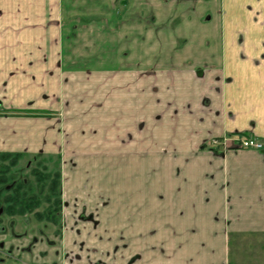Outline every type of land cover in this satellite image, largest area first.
I'll return each instance as SVG.
<instances>
[{"label":"crops","instance_id":"obj_1","mask_svg":"<svg viewBox=\"0 0 264 264\" xmlns=\"http://www.w3.org/2000/svg\"><path fill=\"white\" fill-rule=\"evenodd\" d=\"M162 9L184 20L146 70ZM235 134L264 142V0H0V153L60 172L67 202L61 247L19 233L3 264H264V148L213 143Z\"/></svg>","mask_w":264,"mask_h":264},{"label":"rangeland","instance_id":"obj_2","mask_svg":"<svg viewBox=\"0 0 264 264\" xmlns=\"http://www.w3.org/2000/svg\"><path fill=\"white\" fill-rule=\"evenodd\" d=\"M176 1L185 2V1H188V0H176ZM172 12L175 13L176 11L173 10ZM190 12H192V10L188 11V13H189L188 15H190ZM158 13H161V15H159L155 11H153V13H151V14H154L153 17H152V15H149V16H147L148 18H145L146 19L145 20V24H147V22H150L151 20H154V19H155V21L157 23V25L156 24L155 25H151V26H147L146 25L145 33H144V36H143V38H144V44L142 46L143 49L138 53L140 59L143 60V63L145 65V67H146V70H148L149 68H151L155 64L158 65L159 61L162 62L160 64H166L167 61H168V58H165L164 55L168 54V49L167 48H170V47L168 46V42H166L165 39H163V35H162L163 33H160V30H163L164 28H167L168 31H169V29L170 30H172V29L175 30L178 27V25H181L183 23V20H184L183 18H175L174 20H173V18H169L168 17V15H169V10L168 9H162L161 11H158ZM191 14L192 15L190 17L192 18L193 17V13H191ZM198 18L203 19V17H201V16H198ZM158 24H160V26H158ZM134 31H135V29H134ZM199 32H200V29H198L196 26H194L193 27L192 36L198 34ZM209 32L210 31H208V33ZM130 33H131V31H130ZM170 34H171V32H170ZM133 35L137 36L138 34L136 32ZM180 44L181 45H178L179 48H181V46L183 45V42H181ZM126 45L127 44H125V43H123L120 46L118 44L119 49L122 51L123 54H124L123 50H125ZM128 45H129V53H131L129 55V57H130L129 60H130V62H132L134 60V58L136 57L137 53L136 52L133 53V49H132L133 45L132 44H128ZM172 46H173L172 48H174V46H176V44L173 43ZM156 62H158V63H156ZM149 75L151 76L152 74L146 73V77L149 76ZM146 167H148V164H146ZM45 169L46 168H44V165H40V166L34 167L33 165H27V163H24V164H21L20 166H18L16 168H14L13 171H14L15 179L20 180V181L21 180L22 181H30L34 185V187H36L37 179H36V176L34 175V170H36V171L38 170V171H40L41 173L44 174L47 171H49V170H45ZM49 172L55 173L57 171L50 169ZM146 173H148L150 176H152V172L150 170L148 171L146 169ZM61 181H62V178H61ZM121 182H123V181H112V188H111V186L108 187L109 195H111L112 197H116L118 195V191H117L116 188L118 186H121ZM62 187L63 186H61V191H64L62 189ZM65 189H66L65 192L68 194L69 193L67 191L68 188L66 187ZM62 194L64 195V193H62ZM63 197H65V196H63ZM65 200H66V197L64 198V201ZM118 204L119 203H115L113 209H117L116 205H118ZM66 205H67V202L65 201L64 202V208H66ZM46 207H47V204L43 203L39 210L43 211L44 209H46ZM5 216L6 215H4V217ZM25 220H31L32 222L31 223H25ZM21 221L25 223V224L21 223L22 226L23 225L26 226V228H24L25 230H21V229L13 230V231H15L17 233H9L10 235H9V237L7 239L4 240V238H2V242L3 243L7 244L8 241L13 240V237H15V235H19V233H21L22 236L24 235L25 237L19 238V240L22 241L23 238H25V240L27 242H30V243L33 242V243H31V246H32V244L34 245V244L37 243V246L35 247L36 248V252L37 253H41L42 252L41 257H44V255H46V252L44 254V252L42 250V247H44V244H45L46 240H47V242L50 243V241H52L54 239L53 240L54 244H51V246H53L54 248L56 246L57 247H61L60 246V243H62V241H61V239H62L61 238L62 237L61 227H53V225L50 222H48L49 224H45V223L41 224V223H39L40 221H38L36 218H34V216H31V217L28 216L27 218H21ZM42 225H44V227H42ZM9 230L10 229L7 227V230H6L7 233L11 232ZM37 239H39L40 242H38V241L36 242ZM49 239H51V240L49 241ZM262 240H264V239L259 240V242H262ZM9 249L11 250V248H9ZM120 249H121L120 243L117 242L116 243V249L114 248L112 250H108L109 251V255H112L113 257H120L119 256L120 252H121ZM90 250H87V251L91 253L92 250L91 251ZM263 250L258 249L255 252H259L260 253ZM108 251H106V252H108ZM58 252H61V251L59 250ZM79 252H80L79 250L76 251L75 255L77 253H78L77 255H79L80 254ZM92 253H94V252H92ZM116 253H117V256H116ZM67 254H69V253L66 251L65 257L68 256ZM86 254H87L86 251H84V254L82 253L83 256L86 255ZM86 257L88 258L89 256L86 255L85 258ZM2 259L7 260V256L3 255L2 253H0V264H3L2 263ZM17 260H20V262H23L21 260V258H19ZM17 260H8L6 262V264H17V263H19ZM19 264H23V263H19Z\"/></svg>","mask_w":264,"mask_h":264},{"label":"trees","instance_id":"obj_3","mask_svg":"<svg viewBox=\"0 0 264 264\" xmlns=\"http://www.w3.org/2000/svg\"><path fill=\"white\" fill-rule=\"evenodd\" d=\"M22 157L21 154L0 153V212L21 216L34 213L38 220L61 225L63 199L60 172L47 171L43 174L34 170L37 179L34 187L30 181L15 179L13 169ZM43 203L47 207L39 211Z\"/></svg>","mask_w":264,"mask_h":264},{"label":"built area","instance_id":"obj_4","mask_svg":"<svg viewBox=\"0 0 264 264\" xmlns=\"http://www.w3.org/2000/svg\"><path fill=\"white\" fill-rule=\"evenodd\" d=\"M214 145H223L224 147H234L240 149L261 150L264 148V142L258 138L251 136L245 137L240 134L225 135L221 139L213 141Z\"/></svg>","mask_w":264,"mask_h":264},{"label":"flooded vegetation","instance_id":"obj_5","mask_svg":"<svg viewBox=\"0 0 264 264\" xmlns=\"http://www.w3.org/2000/svg\"><path fill=\"white\" fill-rule=\"evenodd\" d=\"M236 135V134H235ZM216 140V139H215ZM62 199H63V194H62ZM63 209H64V200H63ZM63 209H62V211H63ZM40 211V210H39ZM4 215H8V214H6V213H4V214H2V210H1V212H0V217L1 216H4ZM27 216H30L31 217V215L32 216H34V218H36L35 217V215H34V213H30V214H26ZM26 215H23V216H26ZM11 216H16V215H11ZM18 216H21V215H18ZM37 219V218H36ZM38 220V219H37ZM38 221H40V222H42V221H46V220H38ZM48 222V221H47ZM56 226H59V227H62L61 225H56ZM8 251H10V249H7L6 251H5V245H4V243L3 242H0V253H2L3 255H7V252ZM7 259H9V258H7ZM3 260V259H2ZM19 263H21V262H19Z\"/></svg>","mask_w":264,"mask_h":264}]
</instances>
